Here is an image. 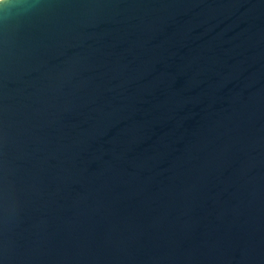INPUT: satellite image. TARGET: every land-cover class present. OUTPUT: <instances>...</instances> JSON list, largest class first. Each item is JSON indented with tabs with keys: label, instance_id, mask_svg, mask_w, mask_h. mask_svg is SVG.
I'll use <instances>...</instances> for the list:
<instances>
[{
	"label": "water",
	"instance_id": "obj_1",
	"mask_svg": "<svg viewBox=\"0 0 264 264\" xmlns=\"http://www.w3.org/2000/svg\"><path fill=\"white\" fill-rule=\"evenodd\" d=\"M0 264H264V0H0Z\"/></svg>",
	"mask_w": 264,
	"mask_h": 264
}]
</instances>
